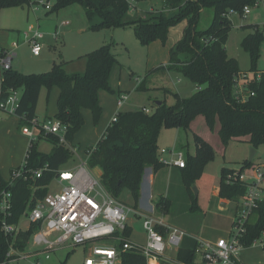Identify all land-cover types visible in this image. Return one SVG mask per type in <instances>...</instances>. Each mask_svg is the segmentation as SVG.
Listing matches in <instances>:
<instances>
[{
  "label": "trees",
  "instance_id": "obj_1",
  "mask_svg": "<svg viewBox=\"0 0 264 264\" xmlns=\"http://www.w3.org/2000/svg\"><path fill=\"white\" fill-rule=\"evenodd\" d=\"M34 0H0V9L28 5ZM51 11L77 3L89 21L98 17L99 21L90 26L91 30H104L132 27L135 37L142 45L153 41L166 43L170 27L185 20L181 38L169 49V60L157 69L176 70L187 77L196 87L195 93L187 98L174 94L175 102L167 105L164 100L155 105L150 113L144 108L118 111L116 120L109 122L87 157V166L98 167L100 182L116 199L121 191L128 189L137 207L142 177L147 166L157 168L162 165L158 161L159 150L157 137L162 125L188 129L196 115H202L206 124L212 128L219 125L218 135L221 142L243 141L256 149L264 145V70L260 78L251 79L246 87L254 94L245 101H237L234 86L240 72L238 61L229 57L225 44L231 25L228 13L233 10L240 12L244 5L255 0H163V9L146 11L144 16L131 17L128 0H50ZM212 10V19L204 30L196 28L200 12ZM264 40V31L256 26L241 40V48L249 54L251 68L256 70L260 46ZM0 56L3 50L0 49ZM83 73H67L64 62L53 63L52 67L43 72L23 73L10 67L0 69V99H4L9 89L20 92L15 115L20 119L19 126L28 123L36 116L35 110L42 88L47 92L52 86L59 88L57 112L54 118L66 125L65 138L72 143L74 135L84 124L82 109H89L94 123L98 122L101 107L98 103V91L111 92L109 76L116 62L111 50V42L85 53ZM42 136H39L40 138ZM37 138V140H38ZM52 143L48 152L36 149V141H29L25 154L23 169L25 178L14 179L12 183L0 179V191L6 189L11 193V209L8 216L0 210V264H5L17 254L8 255L12 247L16 252L24 251L32 237L38 231L39 224L30 222L25 230L19 229L13 235H5L2 221L18 226L19 219L35 202L42 200L48 189L47 185L55 175V170L65 163L73 152L63 143L58 142L55 135H47ZM213 158V152L207 143L195 136V153L188 155L182 171V181L190 184L200 175L205 163ZM252 161L247 159L239 167V171L249 168ZM47 167L42 175L35 178L31 171ZM19 167V166H18ZM12 171V170H11ZM232 168L223 167L218 184L220 198L236 201L246 190L243 183L225 181ZM11 173V172H10ZM264 189V185H263ZM194 195H192L193 198ZM191 198L188 210L195 212L198 206ZM155 208L169 211L171 201L163 196L158 197ZM254 221H248L242 238L244 246H250L264 227V195L253 211ZM126 230L122 233L126 236ZM103 241L110 242L107 238ZM120 248V241L116 242ZM175 259L185 263H193V249L179 248ZM121 264H145V258L135 251L120 252Z\"/></svg>",
  "mask_w": 264,
  "mask_h": 264
},
{
  "label": "rangeland",
  "instance_id": "obj_2",
  "mask_svg": "<svg viewBox=\"0 0 264 264\" xmlns=\"http://www.w3.org/2000/svg\"><path fill=\"white\" fill-rule=\"evenodd\" d=\"M141 1L143 3L142 5L138 3ZM133 5L143 7V9L147 11L150 8L157 11L161 6V0H136V2L134 0ZM79 6V4H76L60 8V10L58 9L60 18L63 19L62 16L66 13L67 15L70 14L75 21H80L81 19L84 22L87 19H85L84 11H82L83 8L80 6L82 8L81 10ZM52 8L53 4L48 9L40 7L35 13H33L31 9L27 11L26 8L15 9L13 7H8L0 9V23H2V17L5 16L9 23L14 26L13 36L8 39V43H11L12 40L18 42V46L15 49L16 56L13 61V67L17 62V65H19L18 69L22 70L23 73L49 70L53 62H45L43 59L44 57H49L57 62H61L60 60L69 61L70 66L68 69L75 71L81 70V73H83L84 59L79 56L81 54L76 51L75 44L78 42L84 44L86 41L90 40V45L93 48L89 47L87 51H91L102 45V39L105 34L106 37H108V35L114 32L113 35H111V50L115 54L116 62L114 63L109 79V86L112 91L101 90L99 92L100 100L98 98V103L101 107V114L98 122H93L92 114L90 110L86 108L84 110V124L74 136V144L79 146L80 149L78 150V154L82 157L87 147L95 145L108 122H111L113 116H115L118 111L136 110L142 107L153 110L157 101L164 100L167 105L174 104L175 93L184 98L190 97L195 93V85L180 72L166 69L154 70L158 66L166 64L160 63L168 61V47L172 46L176 41L172 34L174 31L169 33L164 45L159 41L150 47L142 45L137 40L132 27L110 29V31H105V29L100 31L90 30L87 33H83L82 36L71 33L70 37H67L69 34L64 37L57 32L56 40L53 38V41L45 43L42 47L40 56H33L26 40V34H31L33 32L29 30V28L32 27L41 30L44 36L45 31H47L45 27H51V25H53L52 20L55 17V11H51ZM79 13L81 14L80 16ZM211 19L212 10L208 8L203 9L199 14L196 28L198 30L206 29ZM228 19L231 29L226 39V53L229 57L237 59L239 69L242 72L250 71L251 62L249 54L241 48L240 42L247 33L254 29V26L264 31V8L260 6L252 9L246 16L240 12L232 11L228 14ZM59 21L61 22L60 19H58V22ZM73 25L75 27L77 26L75 22ZM106 41L109 42V40ZM76 46L79 47L78 45ZM1 47L2 46H0V49ZM256 70H264L263 43L260 46ZM44 89H42L41 96L38 99V105L36 106V113L38 115H42L51 107L50 102L48 104L45 102ZM120 96H125V99L118 108L117 99ZM0 113H4L5 115L2 114V117L6 119H9L10 116L16 117L15 113L10 114L1 109ZM218 128L219 125L217 123L210 128L202 115H196L192 119L188 129L162 125L158 133V150L173 147L175 152L183 153L184 160L188 158V155L195 153V136L210 145L213 152V158L205 163L200 175L190 184H185L186 193L191 197L194 195L192 199L195 200L199 210L197 212L189 211L186 205H190L191 199H188V197L186 199L181 192V194H183L181 196L174 194L173 203H171L169 211L162 212L163 219L167 224L185 232V238H183L181 242V247H190L192 243L190 239L194 238V236L203 240H214L217 239V237H226L231 230V222L234 217V204L230 203L227 210L221 209L220 199L216 189L219 184L221 169L223 167L239 168L243 165L244 160H248L251 147L248 143L237 140L229 141L227 145H224L219 138ZM14 131L16 134L23 137L25 142L27 140L29 144L30 140L21 133L19 123L16 124ZM20 143H23L22 138L3 137L1 135L0 160L10 151V154L16 158L20 149ZM51 147L52 143L46 136H42L36 141V149L38 151L48 152ZM25 150L26 148L21 152V155H23L22 162L25 158ZM79 162L80 158L73 154L60 166V169H69L79 164ZM263 162L264 145H260L255 149L250 167ZM91 172L95 178H100V170L98 167L91 168ZM179 174L181 176L182 171H179ZM172 182H174V184L171 186V192L175 191L177 180L174 178ZM193 188L196 190L195 194ZM118 198L125 203L126 206L133 208V200L128 189L124 188ZM155 213L160 212L157 211ZM254 219L255 216L251 215L249 221H254ZM28 223L29 220L27 215L23 214L19 219L18 227L24 230L27 228ZM128 225L130 228L127 235L124 237L132 243L145 244L146 235L142 228V217L133 212H129ZM57 235L58 233H52L48 235V239L53 240ZM111 242L116 241H103L101 244H109ZM92 246L93 244L89 242L71 245L70 241H67L54 249L35 253L33 250L37 247H35V245L33 246L30 241L27 248L18 254L19 257L17 259L8 261L6 264H82ZM167 254L173 256V252ZM24 255L27 256L22 257ZM46 255H48L47 258ZM239 258L245 264L264 263V249L257 244L245 246L239 251Z\"/></svg>",
  "mask_w": 264,
  "mask_h": 264
},
{
  "label": "built area",
  "instance_id": "obj_3",
  "mask_svg": "<svg viewBox=\"0 0 264 264\" xmlns=\"http://www.w3.org/2000/svg\"><path fill=\"white\" fill-rule=\"evenodd\" d=\"M128 1L132 8L134 0ZM51 2L50 0H34L29 3V6L32 11H36L40 7L48 9ZM263 5L264 0H255L252 4L244 5L241 14L246 16L252 9ZM32 31L31 34H26V40L31 53L37 56L42 49L43 32L39 29ZM15 46L16 44L13 42L12 47ZM13 56L14 53L10 50H3V56H0L1 70L11 67ZM261 73L262 71H247L238 74L234 86L237 101L243 102L248 96L254 94L247 89L246 84L251 79L258 80ZM19 97V90L9 89L7 96L0 99V109L14 114L18 107ZM124 99L125 96H120L117 99L118 108ZM144 111L150 113L146 108ZM115 120L116 115L113 116L111 122ZM20 128L21 133L27 136L30 141L37 140L39 136L55 135L58 142L68 146L73 154L80 158L79 164L69 169L55 170L54 177L47 185L48 191L44 198L35 202L27 210L25 215L29 222L38 223L40 226L31 237L32 244L48 251L67 241H70L71 245L92 243L93 246L82 264H121L120 252L122 251L138 252L145 258V264H152L151 262L155 260H162L170 264H189L166 256L167 250L180 247L185 232L167 224L161 212L155 213L152 209L148 213H142L137 207L130 208L121 200L113 197L100 180L93 176L91 169L87 166L90 149H85L82 157L78 154V148L67 142L65 124L54 117L43 120L32 117L27 124ZM158 161L162 165L178 168L185 166L183 153L175 152L173 147L160 149ZM24 163L25 161L19 167L12 169L10 183L14 179L25 178ZM44 170H47L46 166L32 170L31 173L35 178H38ZM225 181L228 183L239 181L246 187L245 193L235 201L236 211L231 230L226 237H219L215 240L197 238L192 248L194 260L191 264H245L239 258V251L245 247L241 240L246 231L247 222L264 195V162L243 171L233 168L226 175ZM11 206L10 191L6 189L0 191V210L3 211L4 216L9 215ZM129 212L142 217V228L146 235L145 244L132 243L122 235L126 228H130L128 225ZM18 230V226L7 223L5 220L2 221V231L5 235H13ZM52 233H58V235L53 240H49L48 235ZM107 238L111 241H120L121 247L119 248L116 242L101 244ZM255 244L264 249V227L251 243V245ZM13 250L11 247L8 252L9 256L13 255ZM22 257H26V255Z\"/></svg>",
  "mask_w": 264,
  "mask_h": 264
},
{
  "label": "crops",
  "instance_id": "obj_4",
  "mask_svg": "<svg viewBox=\"0 0 264 264\" xmlns=\"http://www.w3.org/2000/svg\"><path fill=\"white\" fill-rule=\"evenodd\" d=\"M135 2H136V0H135ZM138 3L139 4L141 3V5L143 4L142 1L138 2ZM52 4L53 3L51 2V5ZM76 4L77 3L70 4V5H67L65 7H68V6H71V5H76ZM137 5H135V6L133 5L132 8L129 7V15L131 17L144 16V13L147 11V10L143 9V7H138ZM75 7H78V6H75ZM163 7H164L163 6V0H161V6H160V8L158 10L163 9ZM262 7L264 8V5ZM13 8H15V9L16 8H26L27 11L30 10L29 4L28 5H23V6H18V7H13ZM80 9L82 10L81 7H80ZM59 10L55 11V14H54L55 17L52 20L53 21V25H51V27H45V30H47V31H45L44 36L41 39L42 47L44 46L45 43L53 41V38L56 40V38H57L56 33L57 32L62 34L64 37H66L67 34H69V36H67V37H70L71 33H74V35L82 36L83 33H87L88 31L91 30L90 26L93 23H97L99 21L98 17H94L92 21H89L86 18L85 13H84L85 19L88 20V21L85 20L86 22L85 21L83 22V20H81V19H80V21H75L70 14L67 15L66 13H65L64 16H62L63 19H61L60 15L58 13ZM148 11H154V9L150 8ZM32 12L35 13V11H32ZM80 15L81 14L79 13V16ZM58 19H60L61 22L60 21L58 22ZM74 22L77 25L76 27L73 25ZM177 24H176V26L174 25V26L170 27L169 30H168V35H169L170 32L174 31V32H172V34L174 35L175 40H176L174 42V44L181 38L182 33H183V29H184V27L186 25V21L183 20V21H181V22H179ZM263 25H264V23H263ZM122 28H125V27H122ZM114 29H120V28H114ZM13 30H14V26L9 23V21L7 20V18H5V16L2 17V23H0V46H2L1 49L2 50H10L11 52L14 53V56H13L12 61H11V67L13 69H16L18 71L23 72L22 70L18 69L19 65H17V62L15 63V65L13 67V61H14V58L16 56L15 49L18 46V42L14 41V40H12L11 43H8L9 42L8 39L12 38V36H13ZM29 30L32 31V30H34V28L30 27ZM91 31H100V30H91ZM105 31H110V29H105ZM113 33L108 35V37H106V34H105L104 38L102 39L103 40L102 44L107 43L108 41H106V40H109V42L112 43L111 35H113ZM167 38H168V36H167ZM13 42H15V44H16L15 47H12ZM158 42H159L158 40L153 41L152 43L147 45V47H150L151 45L153 46V45H155ZM90 44H91L90 40L86 41L84 44H81L80 42L75 44L76 51H78L79 54H81L79 56L83 57V55L85 53L90 51V50L87 51L88 50L87 48L92 47ZM76 45H78L79 47H77ZM172 46L168 47V53H169V49ZM41 51H42V49H41ZM41 51H40V54L37 55V56H35L33 54L32 55L35 56V57H38V56L41 55ZM43 59L45 60V62H50L51 61L53 63H57V61H54V59H51L49 57H44ZM60 61L64 62V64H65L64 67H65V70H66L67 73H76V72L81 73L82 72L81 70L75 71V70H72V69H68V67L70 66V62L69 61H67V62L64 61V60H60ZM167 62H162L160 64L167 63ZM113 66H112V69H113ZM83 68H85V60H84ZM112 69H111V72H112ZM111 72H110V76H111ZM110 76H109V79H110ZM42 89H44V88H42ZM42 89H41V91L39 93V97L41 96ZM44 90H45V92H44L45 102H46V104H48L50 102V106L51 107H50L49 110L45 111L42 115H38L36 113V110H35V113H36L35 117H37L39 120H43V119H46L48 117H54L55 113L57 112V98H58V95H59V88L57 86H52L48 92L46 91V89H44ZM100 91L101 90L98 91L99 100H100V97H99V92ZM39 97H38V99H39ZM100 104H101V102H100ZM37 105H38V101H37ZM101 106H102V104H101ZM142 108H145V107H142ZM146 109H148V108H146ZM84 110L85 109H82L83 117H84ZM148 110L150 112L152 111L150 109H148ZM2 114H4V113H0V136L2 135L3 137L4 136L19 137V138L23 139V143H20V149L18 151V156L16 158L13 157L12 154H10L11 153V151H10V152H7L6 155L0 160V179L3 180V181H8L9 178H10L11 170L16 168V167H18V166H20L22 164L21 160L23 158V155H21V152H23V150L25 148H26L25 151H27V148H28L29 144L27 143V140L25 142L24 138L19 136L18 134H16V132L14 131V129L16 127V124H18L19 123L18 121H20L19 117L16 115V117L15 116H10L9 119H6V118L2 117ZM108 124H109V122H108ZM72 145L77 147L78 150L80 149L78 145L74 144V138L72 140ZM25 154H26V152H25ZM230 168H232V167H230ZM179 171H181V169L176 167V166L160 165L157 168H154L153 166H147L145 168V171H144V174H143V177H142V182H141V186H140V190H139V200H138L137 209L140 212H142V213H148L152 209H154L155 212L159 211V210H157L155 208L154 201L160 196H163L164 198L170 199L171 203H173L174 194H177V196H181V195L184 194L186 199H187V197H188V199H191L192 197L188 196V194L186 193V189H185V186L183 184L182 178H181V176L179 174ZM174 178L177 180V183L175 184L176 185V189H175V191L171 192V189H172L171 186L174 184V182H172V179H174ZM181 192L183 194H181ZM216 192H217V195H218V187L216 189ZM219 199H220V208L223 209V210H227L229 204L233 203L234 204L233 214H235V211H236V203H235V201H230V200L223 199V198H220V197H219ZM149 202H151V203H149ZM186 206L188 207V205H186ZM197 211H195V212H197ZM159 212L162 213L163 211H159ZM29 224H30V222L28 223L27 228L29 227ZM18 229H20V228L18 227ZM183 238H185V235H184ZM183 238H182V240H183ZM197 238H198L197 236H194V238L190 239L191 242H192L190 247H181V244H180L179 248L192 249L193 246H194V242H195V240ZM217 238H219V237H217ZM30 241H31V239H30ZM33 246H34V244H33ZM35 247H37V248H35V250H33L35 253L36 252H40V251H45L43 247H38V246H35ZM179 248L167 250L166 251V255L168 257L175 258V253H176L177 249H179ZM52 249H54V248H52ZM169 252H173V256L168 255L167 253H169ZM13 254H17L18 255L19 252H16L15 250H13ZM18 257L19 256H17L16 258H13L11 260H15ZM151 263L152 264H170V263H165L162 260H155V261H152Z\"/></svg>",
  "mask_w": 264,
  "mask_h": 264
},
{
  "label": "water",
  "instance_id": "obj_5",
  "mask_svg": "<svg viewBox=\"0 0 264 264\" xmlns=\"http://www.w3.org/2000/svg\"><path fill=\"white\" fill-rule=\"evenodd\" d=\"M160 103H161V101H157L156 105H159ZM254 153H255V149L253 147H251L250 148V154H249V157H248V161L249 162L252 161V157H253ZM193 190H194V194H195L196 193L195 188H193ZM261 264H264V263H261Z\"/></svg>",
  "mask_w": 264,
  "mask_h": 264
}]
</instances>
